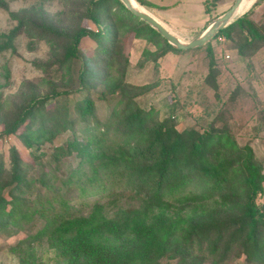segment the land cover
Wrapping results in <instances>:
<instances>
[{"label":"trees","instance_id":"16d2710c","mask_svg":"<svg viewBox=\"0 0 264 264\" xmlns=\"http://www.w3.org/2000/svg\"><path fill=\"white\" fill-rule=\"evenodd\" d=\"M8 1L0 0V9L7 10ZM61 1L67 10L61 18L9 12L16 25L0 34V55L15 54L22 35L31 47L45 41L50 48L45 62L33 63L45 75L37 81L45 91L36 87L0 117V138L16 136L30 159L14 146L0 153V237L25 236L10 251L23 263L34 261L35 247L46 243L44 264H264V167L253 146L239 144L227 124L215 121L180 131L174 106L161 117L136 102L158 84L168 54L204 49L205 80L213 85L220 72L213 70L215 55L224 63L226 55L230 62L236 56L252 68L264 49V26L253 13L264 0H245L244 14L213 38L224 37L219 48L210 42L188 51L174 49L119 0ZM203 5L209 15L211 8ZM85 37L96 44L89 56L79 48ZM129 38L149 45L135 67L152 64L151 82L126 79ZM257 104L259 139L264 106ZM66 132L67 140L54 145ZM75 193L94 200L82 201V209Z\"/></svg>","mask_w":264,"mask_h":264},{"label":"rangeland","instance_id":"374dc122","mask_svg":"<svg viewBox=\"0 0 264 264\" xmlns=\"http://www.w3.org/2000/svg\"><path fill=\"white\" fill-rule=\"evenodd\" d=\"M139 1L148 9L144 8L147 12L150 14L153 12L160 19L166 21L168 25L164 24L165 27L179 39L189 42L204 30L209 22L227 11L235 0H219L217 2L206 0L207 6L211 8L209 15L204 12L202 0H186L187 4H184L185 0H176L175 9L165 13L158 11L155 6L144 0ZM255 1L252 2V5ZM27 10L31 12L32 18L37 19L40 16H48L52 19L56 16L61 18L63 17L61 13L67 12L65 1L61 0H10L7 3V10L0 9V34L8 33L16 25V22L10 19L9 12L18 13ZM253 19L264 26V1L254 9ZM84 26L93 31L97 30V27L89 21H85ZM28 42L27 37L19 36L14 42L16 53L8 51L0 55V102L3 103L0 110L1 118L10 115L13 107L21 102L22 96L32 93L36 87L41 93L45 91V86H39L37 83V81L41 82L45 75L40 69H36L33 63L45 62L49 58V44L39 41L31 47ZM211 42L213 48H219L216 42L213 40ZM147 47L149 45L144 41H132L130 38L127 40L125 50L130 54L132 65L128 68L126 79L131 83L146 84L154 79L151 73L152 64H147L145 70L142 71L135 67L143 49ZM79 48L83 54L89 56L95 50L96 44L90 38L85 37ZM232 57V62L227 59L228 62L224 63L215 55L216 67L213 70L220 72L215 74V85H213L208 82V78L205 80L209 74V59L204 49L195 53L168 54L160 63V73L155 78L158 84L148 93L138 97L136 102L141 108L152 107L158 110L161 117L170 113L174 106L173 109L175 108V114H177V129L180 131L191 127L203 128L213 121L218 126L227 124L236 135L239 144L253 146L257 158L263 162L264 167V132L258 136L260 140L255 137L256 126L259 124L257 114L260 112L257 103L264 106V49L253 60L252 68L247 67L236 56ZM117 75L114 74L112 79ZM52 76L54 80L59 78L55 69L51 71ZM25 82H29V85L24 84ZM173 86H175L174 90ZM235 88L239 91L236 97L231 100V94ZM52 105L53 101L47 103L48 107H52ZM2 131L3 125L0 122V133ZM68 137L69 132H66L58 136L53 144L61 145ZM12 146L18 150L25 161L30 160L27 151L16 136L0 138V153H7L9 147ZM73 198L74 202L80 204L82 209L87 207L82 201L91 203L94 200L79 198L76 193L73 194ZM103 201H107V198ZM260 202L264 203V197ZM120 204H124L123 199ZM24 237L23 234L10 235L6 241L0 237V264H31L33 262L34 264H44L42 259L45 257L42 256V252L46 251V243L35 247L37 257L34 261L27 260V263L20 262L17 254L10 251V247ZM6 245L9 247L6 248ZM46 262L54 264L48 259ZM209 262L211 261H206L203 264ZM228 264H245V262L243 259H235Z\"/></svg>","mask_w":264,"mask_h":264},{"label":"water","instance_id":"95a60500","mask_svg":"<svg viewBox=\"0 0 264 264\" xmlns=\"http://www.w3.org/2000/svg\"><path fill=\"white\" fill-rule=\"evenodd\" d=\"M123 6L134 16L145 22L150 28L157 32L166 42L176 50L188 51L206 46L213 38L223 29L231 25L239 19L244 13L239 15L240 7L243 0H235L233 5L218 16L216 19L209 22L204 30L189 42H184L175 34L168 30L157 18L146 10H141L134 6V0H119ZM136 2V1H135Z\"/></svg>","mask_w":264,"mask_h":264},{"label":"crops","instance_id":"0c3cea01","mask_svg":"<svg viewBox=\"0 0 264 264\" xmlns=\"http://www.w3.org/2000/svg\"><path fill=\"white\" fill-rule=\"evenodd\" d=\"M145 2H147L148 4L152 5V6H155L156 9L158 11H161L162 13H165V12H170L171 9H175V7L177 6L176 4V0H144ZM206 1V0H202V4L203 2ZM184 4H187L186 0L183 1ZM204 6V5H203ZM187 9V8H185ZM188 10V9H187ZM150 11V10H149ZM204 11H205V6H204ZM151 12V11H150ZM153 14V16H155V18H157L163 25L165 24L166 26L168 25V23L166 21H163L162 19H160L156 14H154L153 12H151ZM178 16V15H176ZM164 25V26H165ZM167 28V27H166ZM169 30V29H168Z\"/></svg>","mask_w":264,"mask_h":264},{"label":"built area","instance_id":"2783aa9c","mask_svg":"<svg viewBox=\"0 0 264 264\" xmlns=\"http://www.w3.org/2000/svg\"><path fill=\"white\" fill-rule=\"evenodd\" d=\"M224 42H225L224 37H218V39L216 40V44H217V45H223ZM225 59H226V60L229 59V56L226 55V56H225Z\"/></svg>","mask_w":264,"mask_h":264},{"label":"bare ground","instance_id":"6f19581e","mask_svg":"<svg viewBox=\"0 0 264 264\" xmlns=\"http://www.w3.org/2000/svg\"><path fill=\"white\" fill-rule=\"evenodd\" d=\"M244 2H245V0H243V2H242V4H241L240 11H239V15L242 14L241 9H242V6H243ZM133 4H134L135 7L138 8V6L135 4V2H133Z\"/></svg>","mask_w":264,"mask_h":264}]
</instances>
